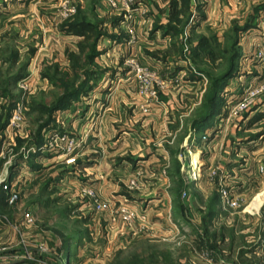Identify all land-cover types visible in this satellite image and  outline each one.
Here are the masks:
<instances>
[{
  "label": "rangeland",
  "instance_id": "1",
  "mask_svg": "<svg viewBox=\"0 0 264 264\" xmlns=\"http://www.w3.org/2000/svg\"><path fill=\"white\" fill-rule=\"evenodd\" d=\"M124 1L0 15V224L31 264H59L92 220L134 230L141 264H264V88L247 98L264 5ZM78 22L96 34L62 30Z\"/></svg>",
  "mask_w": 264,
  "mask_h": 264
},
{
  "label": "crops",
  "instance_id": "2",
  "mask_svg": "<svg viewBox=\"0 0 264 264\" xmlns=\"http://www.w3.org/2000/svg\"><path fill=\"white\" fill-rule=\"evenodd\" d=\"M259 2L261 5H264V0H260ZM14 4L18 3L14 2V0H0V15H4V17H8V14L11 15L8 20L17 18L18 15L14 13V9H11ZM261 9L263 12L259 14L260 16L258 17H262L264 14V6H262ZM31 17L39 19V16L35 12H33ZM91 224L93 228H100L102 231H95L94 229L93 241L85 240L81 241V243H77L72 237H69L66 247L61 251V255L58 256L59 258L56 257V262L59 264H75L74 259L79 258L80 260L78 259L79 263L77 264H106L111 256H115L116 260L119 262H125L130 259V256H138V258H140V250L138 251L134 245L141 237L133 232L134 230L129 229L123 231L119 225L114 226L110 225V223L98 220H92ZM116 224L121 223L117 222ZM11 227L12 225L8 227L0 224V235L3 234L4 236L0 238V243L7 244L6 248H0V264H31L30 258L25 253L17 251V249L13 247L17 242L15 241L16 237L13 230H10ZM149 227L148 225L147 229ZM4 228H6L5 233L2 231ZM111 228L112 230H110ZM150 229L151 227L149 230ZM6 234L7 236L5 237ZM163 235H165V233H163ZM152 236L154 237V235H151V237ZM132 249H134L133 252H130L129 250ZM45 260L50 261L49 258H45Z\"/></svg>",
  "mask_w": 264,
  "mask_h": 264
},
{
  "label": "trees",
  "instance_id": "3",
  "mask_svg": "<svg viewBox=\"0 0 264 264\" xmlns=\"http://www.w3.org/2000/svg\"><path fill=\"white\" fill-rule=\"evenodd\" d=\"M62 30L67 34H75V35L82 36L85 41L89 40L93 35L96 34L93 26L86 24V23H83V22H78L75 25H69V26L63 28ZM233 68H234V66L232 64L229 67V71H227L228 73H225V75H223L222 79H220V80H223V78H225V76H227L228 74H231ZM211 99H213V97ZM67 242L68 241L64 242V245H63L61 251L66 247ZM141 262H142L141 258L134 256V257L126 260L125 262H123V261L119 262L118 260H116L115 264H122V263L123 264L124 263L125 264H141Z\"/></svg>",
  "mask_w": 264,
  "mask_h": 264
},
{
  "label": "built area",
  "instance_id": "4",
  "mask_svg": "<svg viewBox=\"0 0 264 264\" xmlns=\"http://www.w3.org/2000/svg\"><path fill=\"white\" fill-rule=\"evenodd\" d=\"M123 1H124V0H123ZM108 3H109L111 6H117L115 0H108ZM124 6H125V7L128 6L127 1H124ZM63 12H64V13H63V17H66L67 15H70L71 13H73V9H72V8H69V7H67V6H63ZM61 16H62V15H61ZM262 88H264V84H263V85L261 86V88H259V89H253V90H251V91L249 92V96H248L247 98H251L252 96H254L255 94H257L258 91L261 90ZM0 187H1V186H0ZM2 188H3V189H6V188H7L6 183H3ZM15 197H16L15 194H11L10 199L13 200ZM122 212L125 214V211H124V210H122ZM26 217H28V215H26ZM129 217H130V216H129ZM42 264H48V263L45 262V263H42Z\"/></svg>",
  "mask_w": 264,
  "mask_h": 264
},
{
  "label": "bare ground",
  "instance_id": "5",
  "mask_svg": "<svg viewBox=\"0 0 264 264\" xmlns=\"http://www.w3.org/2000/svg\"><path fill=\"white\" fill-rule=\"evenodd\" d=\"M193 156V155H192ZM192 163H196V155L193 156ZM195 166V165H194Z\"/></svg>",
  "mask_w": 264,
  "mask_h": 264
}]
</instances>
